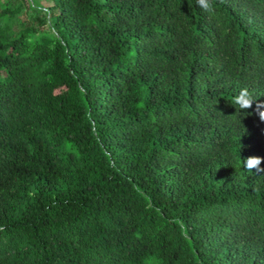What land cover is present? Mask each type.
I'll return each instance as SVG.
<instances>
[{"label": "trees", "instance_id": "obj_1", "mask_svg": "<svg viewBox=\"0 0 264 264\" xmlns=\"http://www.w3.org/2000/svg\"><path fill=\"white\" fill-rule=\"evenodd\" d=\"M45 1L0 0V264H264V0Z\"/></svg>", "mask_w": 264, "mask_h": 264}, {"label": "clouds", "instance_id": "obj_2", "mask_svg": "<svg viewBox=\"0 0 264 264\" xmlns=\"http://www.w3.org/2000/svg\"><path fill=\"white\" fill-rule=\"evenodd\" d=\"M233 103L238 104L241 108L252 107V98L248 95L247 89L242 90V92L234 98ZM261 119H264V112L261 113ZM264 163V157L260 156H248L245 159V167L248 170H259L260 165Z\"/></svg>", "mask_w": 264, "mask_h": 264}, {"label": "rangeland", "instance_id": "obj_3", "mask_svg": "<svg viewBox=\"0 0 264 264\" xmlns=\"http://www.w3.org/2000/svg\"><path fill=\"white\" fill-rule=\"evenodd\" d=\"M42 3H43V4H47V2H46L45 0H42Z\"/></svg>", "mask_w": 264, "mask_h": 264}]
</instances>
